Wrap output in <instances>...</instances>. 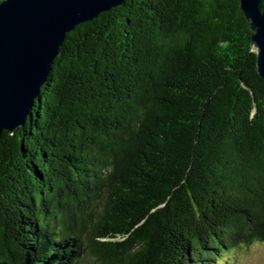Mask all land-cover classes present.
Instances as JSON below:
<instances>
[{
	"label": "trees",
	"instance_id": "16d2710c",
	"mask_svg": "<svg viewBox=\"0 0 264 264\" xmlns=\"http://www.w3.org/2000/svg\"><path fill=\"white\" fill-rule=\"evenodd\" d=\"M252 34L240 0H126L69 32L0 139V264H223L264 243Z\"/></svg>",
	"mask_w": 264,
	"mask_h": 264
},
{
	"label": "water",
	"instance_id": "95a60500",
	"mask_svg": "<svg viewBox=\"0 0 264 264\" xmlns=\"http://www.w3.org/2000/svg\"><path fill=\"white\" fill-rule=\"evenodd\" d=\"M126 0L0 2V139L24 126L69 32ZM264 0H240L264 79Z\"/></svg>",
	"mask_w": 264,
	"mask_h": 264
},
{
	"label": "rangeland",
	"instance_id": "374dc122",
	"mask_svg": "<svg viewBox=\"0 0 264 264\" xmlns=\"http://www.w3.org/2000/svg\"><path fill=\"white\" fill-rule=\"evenodd\" d=\"M221 262L223 264H264V243L258 242L249 247L225 253Z\"/></svg>",
	"mask_w": 264,
	"mask_h": 264
}]
</instances>
